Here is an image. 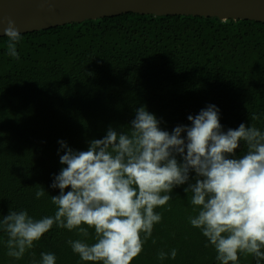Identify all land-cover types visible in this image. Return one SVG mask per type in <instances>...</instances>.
<instances>
[{
	"label": "trees",
	"instance_id": "1",
	"mask_svg": "<svg viewBox=\"0 0 264 264\" xmlns=\"http://www.w3.org/2000/svg\"><path fill=\"white\" fill-rule=\"evenodd\" d=\"M21 36L19 59L7 54V37L0 38V220L10 210L35 219L54 215L51 196L60 190L51 184L66 167L59 141L86 151L110 127L127 131L140 107L170 133L191 126L187 117L209 105L219 108L225 132L241 123L264 132V23L128 13ZM246 151L241 141L232 158ZM189 175L168 205L156 209L162 220L132 264H219L214 247L189 222L196 212L184 189L196 174ZM41 189L45 195L37 199ZM80 238L54 225L17 260L7 255V233L0 231V264H40L41 253L55 254L56 264H91L68 243ZM172 249L174 260L157 258ZM240 264L256 259L241 256Z\"/></svg>",
	"mask_w": 264,
	"mask_h": 264
},
{
	"label": "clouds",
	"instance_id": "2",
	"mask_svg": "<svg viewBox=\"0 0 264 264\" xmlns=\"http://www.w3.org/2000/svg\"><path fill=\"white\" fill-rule=\"evenodd\" d=\"M2 32L7 54L19 59L22 36L15 20L9 18ZM219 113L217 106L209 105L187 117L191 126H177L170 133L161 129V121L146 107H140L127 131L118 133L110 127L103 139L90 141L86 151L59 141L66 149L60 163L66 167L51 184L60 190L51 196L56 211L41 219L26 210H10L3 216L0 231L7 233V255L22 259L55 225L81 237L68 243L82 261L132 264L162 220L156 209L168 205L173 189L188 183L194 171L195 182L184 189L191 194L196 212L189 217L190 224L214 247L219 264H240L241 256H252L260 264L264 261V132L244 123L225 132ZM241 141L246 153L232 158ZM35 195L40 199L44 189ZM169 256L174 260L177 250H161L157 258L163 261ZM40 264H56L55 254L41 253Z\"/></svg>",
	"mask_w": 264,
	"mask_h": 264
},
{
	"label": "water",
	"instance_id": "3",
	"mask_svg": "<svg viewBox=\"0 0 264 264\" xmlns=\"http://www.w3.org/2000/svg\"><path fill=\"white\" fill-rule=\"evenodd\" d=\"M128 13L264 23V0H0V38L9 18L27 34Z\"/></svg>",
	"mask_w": 264,
	"mask_h": 264
}]
</instances>
